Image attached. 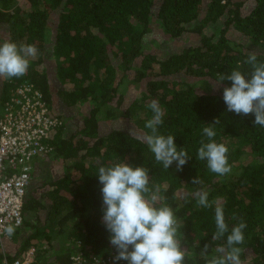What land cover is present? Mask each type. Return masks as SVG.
I'll list each match as a JSON object with an SVG mask.
<instances>
[{
  "label": "trees",
  "instance_id": "16d2710c",
  "mask_svg": "<svg viewBox=\"0 0 264 264\" xmlns=\"http://www.w3.org/2000/svg\"><path fill=\"white\" fill-rule=\"evenodd\" d=\"M249 2L253 6L246 11ZM152 20L168 39L192 32L199 42L161 58L146 37L153 31ZM0 26L7 40L38 49L25 76L7 78L0 105L27 80L62 120L53 111L54 75L63 105L89 108L73 133L66 134L63 123L51 141L50 157L64 164V172L44 184L41 196L30 185L23 211L24 225L32 232L15 256H7L9 262L33 245V264H69L78 241L88 253L116 254L102 223V185L96 175L99 167L124 161L148 168L149 195L176 210L186 264H204V246L209 245V255L218 254L215 247L224 243L212 241L215 204L198 206L197 190L206 191L210 202L219 201L229 230L241 218L247 224L245 242L239 245L242 264H264V127L254 124V114L227 111L223 89L231 81L218 80L238 63L250 72L242 63L249 52L264 62V0H0ZM126 89L140 90L128 104ZM153 100L164 109L161 134L175 136L177 147L190 156L182 170L175 163L164 169L140 139L150 132L144 125L153 115L147 107ZM216 118L221 124L215 126V139L228 148L231 166L223 176L196 158L201 139H206L202 129ZM114 121H132L134 130L113 127L104 133L101 124ZM194 177L202 183L192 184ZM42 210L48 211L44 225Z\"/></svg>",
  "mask_w": 264,
  "mask_h": 264
},
{
  "label": "clouds",
  "instance_id": "9594fccd",
  "mask_svg": "<svg viewBox=\"0 0 264 264\" xmlns=\"http://www.w3.org/2000/svg\"><path fill=\"white\" fill-rule=\"evenodd\" d=\"M37 52L33 44L12 40L0 43V78L25 76L30 58L35 57ZM242 63L249 65L251 71L245 73L238 63L230 73L218 75L219 83L231 81V86L223 89L224 103L228 112L245 116L254 114V124L264 127V62L259 61L257 53L252 51ZM249 75L250 79L247 78ZM147 107L153 115L144 127L150 132H146L140 139L147 143L155 161L161 163L164 169H169L175 163L177 170H182L190 159L187 150L177 147L175 136L161 134L159 126L163 124L164 109L160 104L153 100ZM219 124L221 121L216 118L203 127L202 134L206 139H201L196 158L206 161L212 173L223 176L231 172V166L228 163V148L215 139V126ZM96 176L102 185V223L110 234V244L116 250L114 264L121 260L128 264H186V250L178 236L176 210L170 205L159 204L155 194L149 195L153 190L149 187L148 168L134 167L124 161L114 162L99 167ZM201 183L198 177L192 180V184ZM195 196L200 207L212 208L215 204L216 230L212 241H224L213 251L218 254L209 255V245L204 246L200 253L204 264H242V248L239 245L245 242L244 229L247 224L241 218L229 230L224 208L219 201L210 202L209 194L202 190H197ZM14 231L12 225L4 229L8 236L13 235Z\"/></svg>",
  "mask_w": 264,
  "mask_h": 264
},
{
  "label": "built area",
  "instance_id": "2783aa9c",
  "mask_svg": "<svg viewBox=\"0 0 264 264\" xmlns=\"http://www.w3.org/2000/svg\"><path fill=\"white\" fill-rule=\"evenodd\" d=\"M0 250L2 264H33L37 249L30 246L13 262L8 261V246L25 224L24 200L32 182L35 159L54 152L51 141L63 121L53 116L42 92L30 81L15 86L0 109ZM17 221L19 224L17 225ZM12 225L13 235L4 229ZM12 255V254H9ZM111 254L100 257L81 248L78 241L69 264H114ZM117 264H126L121 260Z\"/></svg>",
  "mask_w": 264,
  "mask_h": 264
},
{
  "label": "rangeland",
  "instance_id": "374dc122",
  "mask_svg": "<svg viewBox=\"0 0 264 264\" xmlns=\"http://www.w3.org/2000/svg\"><path fill=\"white\" fill-rule=\"evenodd\" d=\"M253 6L252 2H249L248 8H246V11L250 10ZM151 28L152 32L147 35V39L149 42H151L150 46L153 48L152 50H156V53L159 57H168L171 54L174 53H180L182 52L185 48L191 46V45H196L199 42V37L196 34H193L192 32H187L183 36L177 39H168L166 36H164V33L162 29L160 28L159 24L155 22V20H152L151 23ZM5 35V33H4ZM232 38L237 39L238 35H232ZM51 64L48 67V70L51 74H53V70L51 68ZM51 84H52V89L56 90L54 94V112L56 114H61L63 115L62 121L65 124V133L70 135L75 131L76 127H79L81 125V122L83 120V116L86 112H88L87 108L88 106H85L83 104L73 106L70 108H67V106L63 105V103L60 102L58 95H57V88L58 83L54 75H51ZM200 87H203L204 85H201L197 83ZM206 87V85H205ZM206 89V88H205ZM207 90V89H206ZM140 91V90H138ZM138 91L136 90H125L124 94H126L127 98V103L128 104L130 101H133L134 99H137L138 96ZM2 97H0L1 99ZM59 103V104H58ZM0 105V109H1ZM125 108V106H123ZM102 125V131L105 133L115 127L116 129L120 130H134V125L132 121H114L111 123H103ZM34 161L38 162L36 171L33 169L32 175L34 176L32 179V184L30 187L32 189H36L35 194L37 196H41L45 190L46 182H50L51 178H54L55 176L62 174L64 172V164L60 162L59 160H53V158L49 157H44L42 159L41 157L37 160L35 159ZM48 205V203H47ZM41 218V224L44 225L47 223L48 219V211L47 210H42L41 213L39 214ZM31 228L30 226L24 225L23 228L17 233V237L15 238V242L13 241L7 248L9 254L15 255L18 253L21 249L22 246L24 245V242L26 240V237L30 236L31 234ZM73 245L69 244V247H73ZM33 246V245H31ZM58 250V248L55 247V251ZM0 254H2L0 250ZM8 254V255H9Z\"/></svg>",
  "mask_w": 264,
  "mask_h": 264
},
{
  "label": "crops",
  "instance_id": "0c3cea01",
  "mask_svg": "<svg viewBox=\"0 0 264 264\" xmlns=\"http://www.w3.org/2000/svg\"><path fill=\"white\" fill-rule=\"evenodd\" d=\"M6 30V29H5ZM4 30V27L2 28L0 26V43H3L4 41H6L7 39V36H6V31ZM4 31H5V35H4ZM7 81V78H0V97H2L4 95V92H5V89H6V85H5V82ZM27 80H22L20 81L18 84L22 83V82H25ZM17 84V85H18ZM0 102H1V99H0ZM1 115V113H0ZM37 164L38 162L34 161V170L36 171V168H37ZM34 177V176H33ZM17 237V235L15 236V238ZM15 238H14V242H15ZM29 249V248H28ZM27 252V251H26ZM0 256L2 257L1 258V262L3 261L4 257L2 254H0ZM12 256H15V255H12Z\"/></svg>",
  "mask_w": 264,
  "mask_h": 264
}]
</instances>
